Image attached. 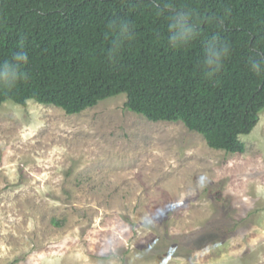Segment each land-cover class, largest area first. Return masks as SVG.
Returning a JSON list of instances; mask_svg holds the SVG:
<instances>
[{
	"label": "rangeland",
	"instance_id": "obj_1",
	"mask_svg": "<svg viewBox=\"0 0 264 264\" xmlns=\"http://www.w3.org/2000/svg\"><path fill=\"white\" fill-rule=\"evenodd\" d=\"M125 101L0 104V264H264V107L229 153Z\"/></svg>",
	"mask_w": 264,
	"mask_h": 264
},
{
	"label": "trees",
	"instance_id": "obj_2",
	"mask_svg": "<svg viewBox=\"0 0 264 264\" xmlns=\"http://www.w3.org/2000/svg\"><path fill=\"white\" fill-rule=\"evenodd\" d=\"M121 93L148 120L243 152L264 107V0H0V104L74 114Z\"/></svg>",
	"mask_w": 264,
	"mask_h": 264
},
{
	"label": "clouds",
	"instance_id": "obj_3",
	"mask_svg": "<svg viewBox=\"0 0 264 264\" xmlns=\"http://www.w3.org/2000/svg\"><path fill=\"white\" fill-rule=\"evenodd\" d=\"M179 23L181 25V32L179 35L181 37H186L190 33L191 29L184 26L183 18H180ZM174 39H176V38L174 37ZM15 58L17 60H21L24 57L21 55H17ZM219 58H220V52L217 51L214 46H210L209 51H208V59H207V63L209 64V66H212L213 64H218ZM252 68H253V70H255L257 72H260L261 65L259 62H253Z\"/></svg>",
	"mask_w": 264,
	"mask_h": 264
}]
</instances>
